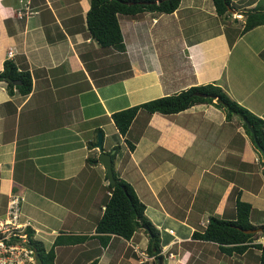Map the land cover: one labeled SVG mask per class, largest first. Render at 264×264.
<instances>
[{"label":"crops","instance_id":"obj_1","mask_svg":"<svg viewBox=\"0 0 264 264\" xmlns=\"http://www.w3.org/2000/svg\"><path fill=\"white\" fill-rule=\"evenodd\" d=\"M90 5L0 0V70L12 59L32 76L26 95L0 81V217L11 194L24 196L20 219L35 238L49 250L61 235L58 264H154L145 228L106 247L97 239L110 192L96 147L102 132L105 151L119 144L115 174L160 232L163 264H259L257 247L226 254L192 237L210 217L236 219L238 198L252 205L251 223L264 224V149L243 121L210 103L167 115L142 110L117 137L112 114L217 83L264 121V24L240 33L245 13L264 10V0H232L225 17L213 0L119 15L123 51L91 36Z\"/></svg>","mask_w":264,"mask_h":264},{"label":"trees","instance_id":"obj_2","mask_svg":"<svg viewBox=\"0 0 264 264\" xmlns=\"http://www.w3.org/2000/svg\"><path fill=\"white\" fill-rule=\"evenodd\" d=\"M181 0H91L87 13V25L91 36L97 39L102 46H111L119 51L125 50L123 35L119 23V15H136L144 11L162 13L174 12ZM219 16L231 15L232 0H213ZM242 14V13H241ZM243 29L244 33L258 25L264 24V10H249L246 13ZM234 39L230 38V44ZM0 81L7 82L8 92L13 94L16 89L20 94H29L32 89V76L27 67H21L12 59L4 61L3 70H0ZM14 81L20 84L15 85ZM198 93L207 94L201 96ZM198 103H210L225 111L226 118L238 117L245 124L258 147L264 149V121L234 100L228 92L217 83L193 86L178 93L162 96L150 101L120 110L112 114L114 125L118 130L117 137L126 135L139 111L152 113L174 114ZM253 129V131H252ZM94 145V144H93ZM131 150L135 145L129 143ZM113 149V165L119 144ZM112 149V150H113ZM96 157L88 158V162H95ZM108 178V177H107ZM116 182L108 183L109 194L105 200V209L102 217L97 221L96 233L101 246L106 247L113 236L131 239L136 231L145 228L148 232L147 252L154 257L155 263L164 257L161 254L160 232L146 216L145 204L139 199L133 186L115 174ZM252 205L240 198L236 201V219L228 220L219 217H210L206 227L194 231L195 239L218 243L226 254L242 253L249 247L261 250L259 264H264V243L255 242L264 235V224L256 226L250 221ZM262 231L247 233L245 230L259 229ZM26 232L29 243L35 248L39 264H58L56 248L61 243V235L57 236L53 246L47 250L41 241L37 240L34 230L28 227ZM75 237V236H73ZM80 236L77 238H83ZM98 260H91L90 264H97Z\"/></svg>","mask_w":264,"mask_h":264},{"label":"built area","instance_id":"obj_3","mask_svg":"<svg viewBox=\"0 0 264 264\" xmlns=\"http://www.w3.org/2000/svg\"><path fill=\"white\" fill-rule=\"evenodd\" d=\"M241 18V14L235 13ZM12 56V51L9 52ZM24 196L11 194L7 202V209L4 216L0 217V264H39L37 252L29 243L26 229L30 227L28 222H22V202ZM209 220L203 225L207 226ZM173 233V230H169ZM255 242H261L257 239ZM264 243V242H263Z\"/></svg>","mask_w":264,"mask_h":264},{"label":"water","instance_id":"obj_4","mask_svg":"<svg viewBox=\"0 0 264 264\" xmlns=\"http://www.w3.org/2000/svg\"><path fill=\"white\" fill-rule=\"evenodd\" d=\"M231 10L232 9L230 8V11ZM14 84L18 85V84H20V82L19 81H14ZM198 94L201 95V96H206L207 95V94H204V93H198ZM252 131H253V129H252ZM96 147L99 150L98 161L101 162L105 166L107 177H108V181L111 182V183H115L116 182V178H115V171H114L113 158H112L114 150L112 152H107V151L104 150L102 132H99L98 135H97ZM259 231H262V229L259 228V229L245 230V232H247V233H254V232H259ZM158 264H161V261H158Z\"/></svg>","mask_w":264,"mask_h":264},{"label":"rangeland","instance_id":"obj_5","mask_svg":"<svg viewBox=\"0 0 264 264\" xmlns=\"http://www.w3.org/2000/svg\"><path fill=\"white\" fill-rule=\"evenodd\" d=\"M235 116H238V115H235ZM260 241L264 242V235L261 237Z\"/></svg>","mask_w":264,"mask_h":264},{"label":"clouds","instance_id":"obj_6","mask_svg":"<svg viewBox=\"0 0 264 264\" xmlns=\"http://www.w3.org/2000/svg\"><path fill=\"white\" fill-rule=\"evenodd\" d=\"M237 18V17H236ZM241 19H242V17H241ZM260 239V238H259ZM257 243H263V242H257Z\"/></svg>","mask_w":264,"mask_h":264}]
</instances>
